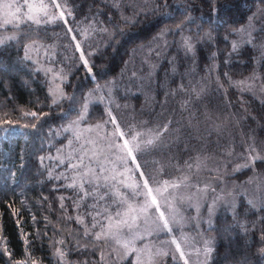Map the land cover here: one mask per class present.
I'll return each instance as SVG.
<instances>
[{"label":"snow or ice","instance_id":"6c2138e0","mask_svg":"<svg viewBox=\"0 0 264 264\" xmlns=\"http://www.w3.org/2000/svg\"><path fill=\"white\" fill-rule=\"evenodd\" d=\"M260 4L264 6V0ZM103 6L109 7L108 14L91 9L90 14L84 13L78 10L76 0H0V72L9 71L5 61H10L13 53L20 57L18 63H33L32 53L43 50L49 65L43 69L48 77L43 100L37 97L29 102L31 107L3 111L0 125L8 127H0V132L6 134L20 124L42 145L48 141L47 152L42 147L44 154L38 159L43 169L39 175L46 176L51 189L38 199L41 206L58 202L57 220L61 222L57 227L45 216L41 231L24 200L21 209L14 208V201H6L17 226L22 211H29L36 231L22 233L23 259H13L6 243L3 255L9 257V264H46L36 252L43 250L52 227L53 234L61 237L49 238L55 264H90L87 259L73 262L70 256L74 251L98 256L95 264H208L215 240L204 233L217 230L214 216L217 208H225L231 220L220 226L222 235L227 236L229 246L237 239L242 249L235 264H252L253 257L264 261V196L254 201L235 186H228L230 177L244 169L253 172L245 183L256 179V164L264 162V150L259 149L254 133L243 134L240 141L233 136L221 143L220 111L202 106L205 89L193 83L200 53L207 50V59L214 62L213 46L218 50L221 39L230 41L229 55L242 46L259 52L264 70V7L236 27L229 18L236 0H185L182 5L170 0H113L111 6ZM129 11L130 16L126 14ZM160 12L173 27L161 30L156 39L180 36L177 56L163 66V78L153 80L161 65L151 63L147 73L133 71L127 82L122 73L121 80L100 84L97 59L106 56L108 49L135 42L137 37L125 28ZM163 47H168L166 40L153 50L155 58L162 55ZM82 70L94 87L73 84ZM223 75L228 77L227 72ZM257 82L264 91V82L253 66L249 77L232 83L244 86L243 92L252 91ZM153 83L160 111L156 107L138 111L135 105H128L131 89H136V94L145 88L151 92ZM176 97H180L182 115L187 113L183 125L172 112L165 115L169 99ZM12 99L8 97L9 103ZM4 107L0 105V110ZM54 111L59 120L55 127L48 120ZM194 128L197 133L208 132L209 137L217 131L215 151L208 147L210 139L193 134ZM9 177L15 194V173L10 171ZM53 194H58L55 201L50 199ZM21 196L27 199L26 191ZM253 212L261 215L250 219ZM37 239L41 241L39 249Z\"/></svg>","mask_w":264,"mask_h":264},{"label":"trees","instance_id":"16d2710c","mask_svg":"<svg viewBox=\"0 0 264 264\" xmlns=\"http://www.w3.org/2000/svg\"><path fill=\"white\" fill-rule=\"evenodd\" d=\"M185 0H170L173 5L184 4ZM77 8L84 13H89V9L92 12L109 13V7L113 0H76ZM237 7L230 14V21L236 27L245 24L247 17L253 12H256L258 8L264 7L260 4V0H236ZM115 12V9H112ZM90 14V13H89ZM131 15L129 11L126 13ZM105 16H101L100 19H105ZM141 22L137 23L134 27L129 26L125 28V32L130 33L137 37L135 42L130 44H124L118 48V50L108 49V54L104 57L97 59V71L99 73L98 80L100 84H104L105 80H112L115 78L117 81L121 80V74L123 73V80L127 82L131 73L136 71L138 74L141 70L147 73L149 64H160L161 67L153 73V80L157 81L163 78L164 65L168 59L177 56V48L180 40V36L164 37L163 40L167 42L168 47L162 48V55L157 59L154 56L153 50L158 47H162L164 43L157 40V35L161 30H167L173 27L172 23L165 19L163 12L157 13L156 16H149L147 20L143 17L140 18ZM117 22L119 19L117 17ZM261 23H264L262 21ZM123 27V25H121ZM223 35V34H222ZM99 39V38H97ZM162 39V37H161ZM152 48V50L150 49ZM213 51L216 52L215 61L207 59L208 52L204 50L199 56V68H194L195 80L194 84L205 89L203 93L202 106H207L212 110L219 109L222 119L234 122V125L228 122L227 128L234 131L242 132V134L254 133L256 136V142L258 145L264 141V102L251 94H242L243 98H239V92L232 83L235 80L243 78L249 73L253 72V66H256L257 59L260 55L259 52L254 51L251 48L242 46L238 53L232 52L230 41H223L217 46H213ZM23 55L21 50L20 56ZM182 56L183 53H180ZM152 59L145 63L149 57ZM250 58H254V61ZM20 59L15 53H13L10 61L6 60L5 63L10 65L8 72H0V105L6 106L0 110V117H3V111H10L13 107L17 106H29L30 101H35L37 97L43 100L47 92L48 85L43 69L41 70L37 62L29 63L24 61L18 63ZM127 62V64H125ZM184 64L187 65L188 61L185 60ZM46 67L49 65L44 62ZM210 66V67H208ZM204 69V71H201ZM183 70V69H182ZM227 72L228 77H225L223 73ZM82 83L87 85L88 88L94 87V84L89 82L86 73L82 70L74 78L73 84ZM223 84V87H219ZM153 91L149 92L146 88L140 90L139 94L136 89H131L128 93V105H135L139 111L144 107L145 111H150L153 107H156L157 111H160L159 107L155 104L156 97L155 88L156 85H152ZM121 94H124L123 88H121ZM245 95V96H244ZM11 96L12 102L9 103L8 97ZM121 103H124L121 101ZM174 110V112H173ZM47 111V109H45ZM172 112L175 120L179 121L182 125L186 122L187 113L182 115V109L180 107V97L169 99L165 115ZM18 115L14 113L13 116ZM58 112L54 111L49 117V123H59L57 119ZM225 119V121H226ZM54 122V123H53ZM225 126V125H224ZM219 128V134L221 135V143L224 140H230L226 134L225 127ZM0 127L7 128L8 125H0ZM233 127V128H232ZM233 131V132H234ZM29 130L22 128L20 124L13 126L12 130L7 132H0V264H9V257L3 255V247L5 243L7 247L13 253V259H23V240L22 233L34 234L36 226L31 219V214H35L39 221V228L44 230V217L48 216L49 221L60 226L61 222L57 220L59 217V204L54 202L52 204H45L41 206L38 197L48 195L51 185L47 184L46 176H40L39 172L43 169L39 164V156L47 152L48 141H44L43 145L41 140L33 135H29ZM230 133V132H227ZM194 135H202L206 139H210L211 143L208 147L215 151V143L217 140V131H213L209 137L208 132L201 131L197 133L196 129H193ZM228 135V134H226ZM243 136V135H242ZM43 147L44 153L41 152ZM47 164V161H45ZM256 170L259 175L264 174V162L257 161ZM15 173V181L18 186L15 187V194H13V181L9 177V172ZM253 176L251 169H244L241 172L236 173L228 180L229 185L239 186L245 181H248ZM26 191L27 199L21 196L22 192ZM264 193V192H263ZM58 194H53L52 199L55 201V197ZM248 199H251L246 193H244ZM24 200V204L31 209L29 211H22L20 226L15 223L16 217L12 216L11 210L6 208L5 202L14 201V208L21 209V201ZM254 201V199H252ZM246 207L244 203V197H241L240 210L243 212ZM49 209V211H46ZM69 212L71 209L69 208ZM193 214L195 212L193 211ZM260 213L253 212L250 219H256ZM231 220L229 211L225 208H217L216 214L213 219V227L217 230L208 231L204 233L207 237L214 238L215 251L211 254V259L208 264H235V261L240 258L242 249L239 246L238 240L234 239L229 246V240L227 236L222 235L220 226L224 222ZM74 227V225H73ZM204 228H208L205 224ZM49 238L52 240L60 239V236L53 234L52 227L48 228V238L43 241V250L37 251L36 255L42 256L47 264L49 259L52 260V264H55V258L53 256V250L49 242ZM41 241L36 240L37 249L40 248ZM254 251V249H253ZM73 262L83 261L87 259L90 264H95L98 256L92 255L83 256L77 252H73L70 256ZM252 264H264V261H260L258 257H253Z\"/></svg>","mask_w":264,"mask_h":264},{"label":"rangeland","instance_id":"374dc122","mask_svg":"<svg viewBox=\"0 0 264 264\" xmlns=\"http://www.w3.org/2000/svg\"><path fill=\"white\" fill-rule=\"evenodd\" d=\"M169 37H172V36H169ZM163 38L164 37H162V39L160 38V41H162L165 44ZM150 49L152 50V48H150ZM32 57H33V61H35V62L37 60H39V62H37V64H38V66L41 67L40 68L41 70L45 68V66L43 65L44 62H45V57H44V54H43V50H41L39 54L32 53ZM260 64H261V54L259 55V57L257 59V63H256V66H255V69H256V76L261 78V82H264V70H261ZM251 74H252V72L249 73L248 75L244 76L243 78H240V79L235 80V81H239V80L245 79V78L249 77ZM234 87L239 92V98L240 99L243 98L242 94H248L249 93V94L255 96L256 98H258L260 101L264 102V91H262L261 88H260V82L256 83V86H255V88L252 91H246L245 90V91L242 92L241 91V87H244V86L234 85ZM222 118H224V117L223 116L221 117V121L219 122L220 123V127H223L225 125L224 127L226 128L225 129L226 130V134H228V135H226L225 132H224V135L228 136V138L230 140L232 139L233 136H236L237 141H240L243 138L242 132L240 133L238 131H234V129H233V131H234L233 132L232 130L228 129L227 128V123L229 122L231 124V126H232V124L234 125V122L228 121L226 118H225L226 119V121H225V119H222ZM223 122H227V123L225 124ZM227 132H230V133H227ZM258 146H259V149L264 150V144H260ZM238 150H239V148H238ZM204 178H205V176L202 175L201 179H204ZM228 186L230 188L233 187V185H229V184H228ZM235 188L239 192L246 193L251 199L255 198V200L258 201L260 197L264 196V193H263L264 192V174L259 175V173H258V176H257L256 179H254V180H252V181H250L248 183H243V184H241L239 186H235ZM193 211H194V209H193ZM193 215H195V214H193ZM204 226H205V224H204ZM195 259L196 258H195V255H194L193 256V260L195 261Z\"/></svg>","mask_w":264,"mask_h":264}]
</instances>
